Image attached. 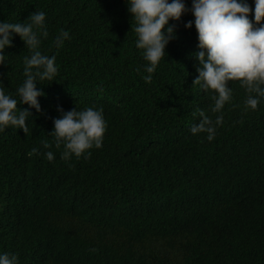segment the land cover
Wrapping results in <instances>:
<instances>
[{"label": "trees", "instance_id": "16d2710c", "mask_svg": "<svg viewBox=\"0 0 264 264\" xmlns=\"http://www.w3.org/2000/svg\"><path fill=\"white\" fill-rule=\"evenodd\" d=\"M246 2L255 25V0ZM184 3L146 83L126 0H0V22L45 13L39 50L58 68L54 81H38L40 112L18 103L32 113L28 134L0 132V254L18 264H264V98L245 111L246 90L229 82L215 138L191 133L197 109L219 113L213 93L193 86L201 49ZM61 29L70 39L57 48ZM4 54L0 87L19 102L31 52L13 34ZM74 107H102L107 130L101 148L65 161L49 133L58 108Z\"/></svg>", "mask_w": 264, "mask_h": 264}, {"label": "clouds", "instance_id": "9594fccd", "mask_svg": "<svg viewBox=\"0 0 264 264\" xmlns=\"http://www.w3.org/2000/svg\"><path fill=\"white\" fill-rule=\"evenodd\" d=\"M126 3L136 25L133 29L137 36L136 47L143 50L147 62L144 71L148 75L143 79L150 83L152 74L165 57L167 45L176 39L174 25L169 21H179L189 9L184 0H126ZM191 12L201 49L196 53L199 66L196 67L198 75L193 86L213 93L211 112L219 115L213 120L205 111L197 109L201 119L190 131L193 135L207 134L206 139L212 141L217 127L224 122L222 112L225 105L233 100L229 82L238 81L246 90L245 111L257 110L261 98H264V0H255V25L249 19L252 8L246 0H192ZM45 19V13L37 11L30 13L26 22H0V65L5 64L4 51L12 46L13 34L18 35L31 52L24 58L25 80L17 90L19 102L0 87V132L12 126L28 134L27 118L32 113L27 108L18 107V103L40 112L38 97L44 93L37 89L38 81H54L58 74L55 55L48 56L39 50L42 39L49 35ZM192 26L193 21L185 24L188 29ZM67 39H70L69 32L61 29L54 44L60 48ZM58 111L60 116L53 119L54 130L49 134L54 137L57 148L63 145L62 159L67 161L73 155L80 158L85 153L90 155L89 150L93 147H102L107 130L102 107L82 110L74 107L69 111L58 108ZM43 146L51 147L47 141ZM36 152L37 149H32V153ZM45 155L49 162L55 158L51 151ZM0 264H18L17 256L0 254Z\"/></svg>", "mask_w": 264, "mask_h": 264}]
</instances>
